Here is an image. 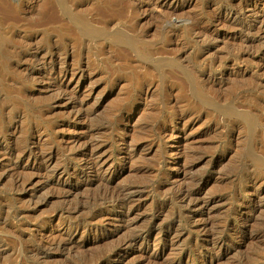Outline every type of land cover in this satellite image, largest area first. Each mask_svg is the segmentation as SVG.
Masks as SVG:
<instances>
[{
    "label": "rangeland",
    "instance_id": "rangeland-1",
    "mask_svg": "<svg viewBox=\"0 0 264 264\" xmlns=\"http://www.w3.org/2000/svg\"><path fill=\"white\" fill-rule=\"evenodd\" d=\"M5 1L0 264H264V0Z\"/></svg>",
    "mask_w": 264,
    "mask_h": 264
},
{
    "label": "bare ground",
    "instance_id": "bare-ground-1",
    "mask_svg": "<svg viewBox=\"0 0 264 264\" xmlns=\"http://www.w3.org/2000/svg\"><path fill=\"white\" fill-rule=\"evenodd\" d=\"M10 4L8 3V5H7V2L4 0H0V17H3V18H10V17H14V11H13V9H12V7L11 6H9ZM45 14H46V12H45ZM60 19H58L57 17H50V15H47V17H46V21H45V24H46V26L47 27H49V28H51V27H53V26H58L59 27V29L64 33V34H68L69 33V29L67 28L68 26H65V24L64 25H62L60 22L61 21H59ZM260 24H261V22H260ZM262 25V24H261ZM263 26V25H262ZM67 68V67H66ZM66 68H63L62 67V69L61 70H59L58 71V75H59V77H61V78H65L66 76H67V74H68V70L66 69ZM52 69V68H51ZM55 72V71H54ZM60 89V88H59ZM62 92V91H61ZM60 92V93H61ZM85 146V145H84ZM82 147L83 149L81 150V152H87L88 151V147L87 146H85V147ZM92 146V145H91ZM92 148V147H91ZM44 154V153H43ZM90 156V155H89ZM89 156H87V157H89ZM42 157H43V155H41L40 156V158L42 159ZM48 158V157H47ZM50 158V157H49ZM40 161V160H39ZM39 164V163H38ZM83 173L84 174H86V173H97V171L99 172L100 170H99V165L96 163V161H94L93 160V158H89L83 165ZM87 175V174H86ZM87 177V176H86ZM18 181V180H17ZM20 182V181H19ZM86 182V181H85ZM21 183H23V182H21ZM21 183H20V185H21ZM125 187V186H124ZM132 188V187H131ZM124 189V188H123ZM120 191H122V190H120ZM133 192H134V189L132 190ZM131 191V192H132ZM177 194H178V196H179V198H180V201L181 202H183V203H185L186 204V206L189 208V209H193L194 211H195V208L196 209H198L197 207L199 206V204L195 201V199H194V197H192V195L191 194H189V193H187V192H185L184 190H177ZM105 194V193H104ZM110 194V193H109ZM177 194H176V196H177ZM106 195V194H105ZM129 195V196H128ZM130 188H125V190H124V192H118V194H117V196L114 198L113 196V200H111V202L114 204V205H116V206H119V207H122V208H124V206L129 202V199H130ZM111 198V197H110ZM196 198V197H195ZM108 200V199H107ZM110 201V200H109ZM128 205V204H127ZM204 206V205H203ZM201 207H202V205H201ZM206 207V206H205ZM197 211V210H196ZM246 223V222H245ZM206 222L204 221V223H203V228H205L206 227ZM208 233V232H207ZM75 237V235H71V237H69L70 239H73ZM67 238V237H66ZM130 238V237H129ZM135 238H130V239H128L127 238V240H125V242H123L124 244H126L127 245V243H129L130 241L132 242L133 240H134ZM65 241V240H64ZM69 241V245L68 246H66V248H72L75 244V242L73 241V240H68ZM66 242V241H65ZM209 242V241H208ZM45 243V242H44ZM54 243V242H53ZM61 243V242H60ZM67 243V242H66ZM122 243V244H123ZM49 244V243H48ZM61 244H63V243H61ZM60 244V245H61ZM68 244V243H67ZM42 245V244H41ZM51 245V244H50ZM216 243H212V245L210 246L211 248V250L212 249H214L215 247H216ZM40 246V245H39ZM55 246H56V244H55ZM122 246V245H121ZM57 247V246H56ZM59 247V246H58ZM64 247V246H63ZM76 247V246H75ZM120 247V246H119ZM125 247V246H124ZM44 248H45V246H44ZM44 248H43V250H44ZM47 248V247H46ZM45 248V249H46ZM48 248H49V246H48ZM47 248V249H48ZM52 248H53V246H52ZM51 248V249H52ZM61 248H62V246H61ZM122 248V247H121ZM120 248V249H121ZM46 249V250H47ZM50 249V250H51ZM65 249V248H64ZM63 248H62V251L64 250ZM69 249V250H70ZM56 250V249H55ZM66 250V249H65ZM65 252V251H64ZM69 252V251H68ZM37 254V253H36ZM210 264V263H209Z\"/></svg>",
    "mask_w": 264,
    "mask_h": 264
}]
</instances>
